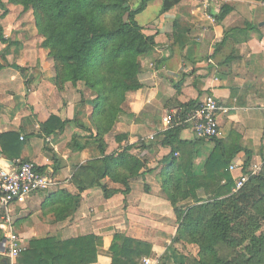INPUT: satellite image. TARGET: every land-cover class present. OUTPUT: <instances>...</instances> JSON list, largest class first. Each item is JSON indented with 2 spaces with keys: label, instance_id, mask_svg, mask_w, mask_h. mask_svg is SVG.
<instances>
[{
  "label": "crops",
  "instance_id": "1",
  "mask_svg": "<svg viewBox=\"0 0 264 264\" xmlns=\"http://www.w3.org/2000/svg\"><path fill=\"white\" fill-rule=\"evenodd\" d=\"M162 4L155 0L137 16L144 34L155 37L156 48L144 61L142 87L127 93L124 114L105 138L106 156L129 150L147 159V167L130 181L129 192L103 179L107 198L102 187L80 192L73 182L82 166L103 157L90 121L92 97L80 84L57 88L54 63L32 11L0 0V166L32 162L54 182L25 203L8 206L15 231L27 250L33 243L40 263L52 257L50 245L89 238L85 255L74 260L113 264V238L123 234L152 248L140 264L145 259L182 264L189 252L174 242L179 221L161 191L164 171L183 158L192 162L195 175L203 176L218 142L227 155L239 150L230 165L237 166L230 169L235 180L248 157L249 169L264 161V4L182 0L165 13ZM224 6L231 10L221 19ZM210 95L229 109L218 115V138L200 139L189 123L164 136L167 113L192 102L200 106ZM51 116L67 121L63 132L46 133Z\"/></svg>",
  "mask_w": 264,
  "mask_h": 264
},
{
  "label": "trees",
  "instance_id": "2",
  "mask_svg": "<svg viewBox=\"0 0 264 264\" xmlns=\"http://www.w3.org/2000/svg\"><path fill=\"white\" fill-rule=\"evenodd\" d=\"M138 1L134 7L130 0H8L9 4L22 7L23 12L32 11L43 46L54 63L57 88L63 91L67 84L82 83L96 94L90 121L103 157L82 166L74 175L73 182L80 192L102 187L106 197H110L102 185L107 177L124 185L129 192L130 181L147 167V159L133 156L129 150L118 156L105 155V138L124 114L127 93L142 87L144 61L156 48L155 37L144 34L137 21V16L155 0ZM181 1L163 0L162 12ZM251 1L264 4V0ZM230 10L224 6L220 18L226 17ZM198 107L193 102L181 106V118ZM66 125L67 121L51 116L44 127L51 135L63 132ZM182 127L169 129L164 136L177 134ZM225 149L222 142L216 144L203 176L195 175L192 162L185 163L183 158L174 160L162 174V194L172 204L179 221L174 242L198 248L197 257L190 255L182 264H264V234L258 235L264 223V161L261 171L252 175L248 168L251 157L247 158L242 176L248 177V181L237 191L240 178L234 179L230 165L239 150L227 155ZM87 240L91 239L54 243L50 245L55 250L52 257L42 253L46 258L41 263L32 243L15 261L86 264V260L74 259L85 255L83 246ZM44 241L48 244L50 239ZM70 246L74 248L67 251L65 248ZM223 249L229 251L225 253ZM110 250L113 264H140L152 248L116 234ZM0 262L11 264L2 257Z\"/></svg>",
  "mask_w": 264,
  "mask_h": 264
},
{
  "label": "built area",
  "instance_id": "3",
  "mask_svg": "<svg viewBox=\"0 0 264 264\" xmlns=\"http://www.w3.org/2000/svg\"><path fill=\"white\" fill-rule=\"evenodd\" d=\"M228 112V108L219 105L215 97L210 95L185 118H181L180 111L177 110L167 113L163 123L166 130L189 123L192 125L193 132L200 139L213 140L219 136L218 115ZM236 168L235 165L230 167L232 171ZM261 169L262 165H254L250 171L252 175H255ZM247 181L248 177L241 176L237 181L236 190H240ZM53 183L51 177L39 172L32 162L18 160L13 163L12 167L0 166V230L3 234V239L0 242V255L3 258L15 261L27 250L26 243L14 229L8 206L13 203H25L32 193L46 191ZM143 264H156V262L152 259H145Z\"/></svg>",
  "mask_w": 264,
  "mask_h": 264
},
{
  "label": "rangeland",
  "instance_id": "4",
  "mask_svg": "<svg viewBox=\"0 0 264 264\" xmlns=\"http://www.w3.org/2000/svg\"><path fill=\"white\" fill-rule=\"evenodd\" d=\"M130 1L134 7L137 6V3L139 2L138 0H130ZM79 84L82 86L83 90L86 93H88V96L90 98L92 97V100L96 97V94L91 89H89L88 87H86L82 83H79ZM261 233L264 234V223L262 224V227H261L260 231L258 232V235H260ZM186 251H187V253L189 252V254L186 256V258L189 257L190 255H192L193 257H197L198 248L196 246L186 244ZM227 251H229V250L223 249V252L227 253Z\"/></svg>",
  "mask_w": 264,
  "mask_h": 264
},
{
  "label": "water",
  "instance_id": "5",
  "mask_svg": "<svg viewBox=\"0 0 264 264\" xmlns=\"http://www.w3.org/2000/svg\"><path fill=\"white\" fill-rule=\"evenodd\" d=\"M262 26H264V23H263V24H261V27H262Z\"/></svg>",
  "mask_w": 264,
  "mask_h": 264
}]
</instances>
